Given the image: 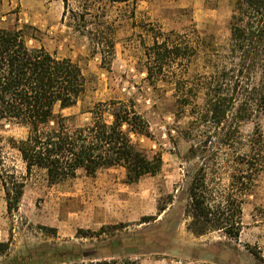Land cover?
<instances>
[{
    "label": "rangeland",
    "instance_id": "rangeland-1",
    "mask_svg": "<svg viewBox=\"0 0 264 264\" xmlns=\"http://www.w3.org/2000/svg\"><path fill=\"white\" fill-rule=\"evenodd\" d=\"M235 0H141L130 18L125 5L110 14L119 19L114 27V55L104 61L93 53L87 37L78 31L84 25L62 20V0H0V27L20 29L30 47H45L57 57L71 58L87 78V88L78 103L69 108L55 107L56 113L75 125L92 120L88 112L99 101L132 102L147 119L151 136L133 135V141L150 154L163 158L161 171L128 183L121 166L101 169L95 176L80 170L73 179L52 184L43 171L28 178L18 210L7 211L5 191L0 183V242L11 240V248L0 264L16 255L75 249L74 258H137L142 264H264V170L244 196L243 228L237 240L214 231L195 236L186 228L185 208L189 184L196 171L205 167L212 185H227L235 169L232 157L242 153L254 122L236 124L229 118L220 127L194 120L190 109L177 105L179 92L170 78L151 84L146 78V49L153 44V29L189 32L193 27L218 47L230 36V17ZM129 16V17H128ZM90 26V25H89ZM202 59L182 72L189 81L201 71ZM228 93L230 90L228 89ZM201 102V98L198 100ZM110 119L109 116H107ZM194 120V121H193ZM257 121L264 132V115ZM233 135L234 148L221 141ZM23 127L0 126V145L8 165L25 173L18 152L10 148L8 137L22 139ZM202 144L193 157L192 145ZM206 144V146H205ZM216 161H221L219 164ZM242 170V168H239ZM166 205L159 214L158 208ZM156 216L142 222L143 217ZM122 223L115 233L78 238L80 228L99 230L103 225ZM54 227L50 235L43 227ZM252 251L259 252L256 258Z\"/></svg>",
    "mask_w": 264,
    "mask_h": 264
},
{
    "label": "trees",
    "instance_id": "trees-1",
    "mask_svg": "<svg viewBox=\"0 0 264 264\" xmlns=\"http://www.w3.org/2000/svg\"><path fill=\"white\" fill-rule=\"evenodd\" d=\"M62 1V20L84 25L77 30L87 37L92 52L102 54L105 61L114 55L112 25L119 21L111 17V9L131 7L125 11L133 18L141 0ZM229 25L230 36L223 47L206 39L196 27L184 33L153 29V44L145 54L148 81L155 84L170 78L179 92L177 105L184 111L190 109L194 120L220 127L231 118L237 132L240 123L254 122L244 143L246 149L236 151L231 159L235 169L229 183L214 186L207 180L205 167L199 168L189 184L185 208L186 228L195 236L219 231L237 240L243 228L244 196L264 170V132L257 121L264 115V0H235ZM198 58L202 59V69L188 81L179 71L188 72L190 63ZM86 88L87 78L71 58L57 57L43 46L30 47L22 30L0 27V126L27 130L22 139H7L24 163L25 173L7 164L0 145V183L10 215L19 208L27 178L37 170L43 171L52 184L73 179L80 170L95 176L101 169L121 166L130 184L161 171V153L150 154L133 141V135L149 137L151 132L147 119L131 101L95 103L88 110L92 120L86 125L72 124L74 117L55 112L57 105L62 109L76 105ZM234 137L226 133L221 141L225 149L234 148ZM201 146H191L193 157L199 155ZM166 208L160 206L159 214ZM156 218L143 217L142 222ZM125 226L103 225L96 231L80 228L76 237L99 238L108 229L115 233ZM43 229L57 234L54 227ZM11 240L0 242V260L8 255ZM74 252L66 247L53 248L16 255L2 264H142L130 257L76 259ZM252 254L261 258L259 252Z\"/></svg>",
    "mask_w": 264,
    "mask_h": 264
}]
</instances>
